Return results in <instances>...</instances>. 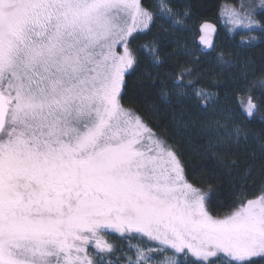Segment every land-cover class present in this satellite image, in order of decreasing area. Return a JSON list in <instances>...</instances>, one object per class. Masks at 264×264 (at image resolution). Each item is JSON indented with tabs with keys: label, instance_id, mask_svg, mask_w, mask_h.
<instances>
[{
	"label": "snow or ice",
	"instance_id": "obj_1",
	"mask_svg": "<svg viewBox=\"0 0 264 264\" xmlns=\"http://www.w3.org/2000/svg\"><path fill=\"white\" fill-rule=\"evenodd\" d=\"M154 7L142 0H0V264H105L119 249L102 233L154 242L130 246L132 255L115 264H154L150 254L162 248L173 253L167 264H264V183L223 217L210 214L213 193L189 181L176 147L124 103L126 75L141 63L136 53L145 56L134 48L135 34L157 21L181 25L177 17L187 15L168 0ZM258 8L264 0H238L221 14L235 29L258 32L251 42L264 39ZM201 31L204 47L181 49L188 57L182 71L161 80V104L184 110L195 101L198 111L231 119L236 113L218 110L215 94L197 88L201 58L215 51L213 25ZM162 47L159 39L147 46L145 59L157 69L167 60ZM216 61L230 66L223 53ZM256 88L264 96V79L240 89L238 110L264 120ZM189 124L210 147L248 139L238 124L192 120L182 127Z\"/></svg>",
	"mask_w": 264,
	"mask_h": 264
},
{
	"label": "trees",
	"instance_id": "obj_2",
	"mask_svg": "<svg viewBox=\"0 0 264 264\" xmlns=\"http://www.w3.org/2000/svg\"><path fill=\"white\" fill-rule=\"evenodd\" d=\"M176 2L178 9L188 14L190 31H176L170 27L155 23L148 33L137 35L134 48H144L160 40L161 51L167 60L162 69L153 67L150 59L140 56L141 63L135 72L126 75V105L135 108L153 132L162 137L168 145H174L185 168L190 182L203 190H210L213 195L207 207L210 214L223 217L235 205L242 193L249 198L258 194L264 183V120L260 115L249 118L241 115L237 100L243 98L240 89L255 81L264 79V39L249 42V35L258 36V32L238 31L228 33L220 24L221 10L225 5L238 7V0H170ZM258 4L259 0H246ZM143 5L151 11L155 10L156 0H142ZM264 9L258 8L257 11ZM264 20V16H258ZM212 22L216 26L213 39L212 56L201 58L200 83L197 88H204L216 96V108L225 112L236 113L231 119L220 115L219 111L209 109L207 113L198 111L195 101H190L186 109L166 108L159 98L160 83L166 74L182 71V65L188 57L179 55L181 49L193 50L201 48L196 41L199 37V25ZM197 35L195 36V29ZM164 38V39H160ZM223 53L230 66H221L216 57ZM256 99L264 101L260 89L256 88ZM201 103V102H200ZM195 120L199 125L219 127L227 123L229 127L240 125L248 134L247 141L239 145L216 144L209 146L207 137L200 134V128L191 124L182 127L184 121ZM219 122V123H217Z\"/></svg>",
	"mask_w": 264,
	"mask_h": 264
},
{
	"label": "rangeland",
	"instance_id": "obj_3",
	"mask_svg": "<svg viewBox=\"0 0 264 264\" xmlns=\"http://www.w3.org/2000/svg\"><path fill=\"white\" fill-rule=\"evenodd\" d=\"M158 2V0H156V3ZM168 2L170 3V5L172 6V10L175 13H181L183 14V12L181 11V9H178L177 3L176 2H170V0H168ZM234 6L231 5H225L223 7V9H228V8H232ZM154 13L156 12V9L153 11ZM188 14L185 15H181L179 17H177L178 19L182 20L183 23L181 25H170V24H166L163 23L162 21H157L156 23L163 25L165 27H170L173 30H176L177 28L179 29L178 31H190V27L188 26ZM211 24L213 25V27L215 28V31L210 33L209 38L213 44V39H214V35L216 32V26L214 23L212 22H204L201 23L199 25V37L196 39V41L200 44V47L203 48L204 46L201 44L200 40H201V36L204 35V32L201 31V26L203 24ZM219 24L230 34L238 32V31H245V32H249V30L247 29H235L233 27V25L229 24L227 22V18L226 16H223L221 14L220 16V20H219ZM152 28V27H151ZM177 31V30H176ZM148 30H145V32H141V33H137L135 35L138 34H142V33H148ZM197 35V28L195 29V36ZM119 48V46H118ZM120 51H122V49H119ZM208 50V49H207ZM145 54L147 55V47L144 48ZM131 71V70H130ZM215 100H216V96H215ZM201 104L206 105L208 103H210V101H205V100H201L200 101ZM102 235L104 236L105 240H107L108 243H111L114 245V247H117L119 250L116 252L115 256H108L107 259L105 260V264H108V260L112 261V264H115L116 260H125L127 255H132V251L130 250V246L132 248H134L135 246H144L146 247L149 243H154V242H149L146 240H141L140 238H128V239H120L118 238V234L115 233H102ZM89 251L90 253H95V248L94 245H89ZM150 255L155 256L156 260L154 262V264H167L168 259H170L173 255L172 250L170 249H164L162 248L160 252L157 253H151Z\"/></svg>",
	"mask_w": 264,
	"mask_h": 264
}]
</instances>
